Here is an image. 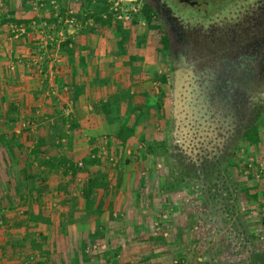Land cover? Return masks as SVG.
I'll list each match as a JSON object with an SVG mask.
<instances>
[{
    "label": "crops",
    "instance_id": "1",
    "mask_svg": "<svg viewBox=\"0 0 264 264\" xmlns=\"http://www.w3.org/2000/svg\"><path fill=\"white\" fill-rule=\"evenodd\" d=\"M35 1L0 0V264H173L151 235L157 185L121 162L159 131L152 51L141 33L69 27L74 5L64 18Z\"/></svg>",
    "mask_w": 264,
    "mask_h": 264
},
{
    "label": "rangeland",
    "instance_id": "2",
    "mask_svg": "<svg viewBox=\"0 0 264 264\" xmlns=\"http://www.w3.org/2000/svg\"><path fill=\"white\" fill-rule=\"evenodd\" d=\"M38 1H43L46 9L58 8L64 18L67 17L66 9L74 5L78 14L73 18L77 27L84 31L97 30L101 35H110L111 39H129L132 34L141 33L139 38L145 40L143 49L149 48L157 61L159 67L154 79L160 86L154 108L159 131L146 145L143 153L147 154L121 161L138 173L139 176L133 179L135 185H157L154 195L163 199L159 215L154 216L152 237L170 245L174 261L264 264V116L257 126L259 142L242 143L217 173L184 171L174 159L170 136L168 61L153 43L152 29L139 3L136 0ZM99 10L103 20L110 19L109 24L103 25L96 18H90L92 15L97 17ZM140 121L143 123L142 119ZM142 172L147 174L143 176ZM105 174L100 171L97 175L104 183Z\"/></svg>",
    "mask_w": 264,
    "mask_h": 264
},
{
    "label": "flooded vegetation",
    "instance_id": "3",
    "mask_svg": "<svg viewBox=\"0 0 264 264\" xmlns=\"http://www.w3.org/2000/svg\"><path fill=\"white\" fill-rule=\"evenodd\" d=\"M167 59L184 171L217 173L264 116V0H136Z\"/></svg>",
    "mask_w": 264,
    "mask_h": 264
},
{
    "label": "trees",
    "instance_id": "4",
    "mask_svg": "<svg viewBox=\"0 0 264 264\" xmlns=\"http://www.w3.org/2000/svg\"><path fill=\"white\" fill-rule=\"evenodd\" d=\"M46 1H51V0H46ZM101 13L102 12L99 10L98 13H97L98 14L97 17H95V15H92L90 18H96V21L98 23H102L103 25L109 24L110 19L108 21L103 20L100 17V16H102ZM105 13H107V10L105 11ZM109 18H111V16H109ZM130 133H132V132H130ZM248 142L249 143H258L259 142V134H258V131L257 130H255L254 132H252L249 135ZM42 144L45 145L46 142L45 141H42ZM71 163L68 160L61 159V164H63L64 166L70 164V169L73 170V174H76L78 172V170L77 169H74V163H72V164ZM103 184L104 183L99 178L91 179L89 181V183L87 184L88 186L86 187V191H88L87 194H89L90 192L93 193L96 189L100 188L101 186L103 187L104 186ZM39 220L42 221V222L43 221L45 222V220L41 216L40 217H37V219H36V221H39Z\"/></svg>",
    "mask_w": 264,
    "mask_h": 264
},
{
    "label": "built area",
    "instance_id": "5",
    "mask_svg": "<svg viewBox=\"0 0 264 264\" xmlns=\"http://www.w3.org/2000/svg\"><path fill=\"white\" fill-rule=\"evenodd\" d=\"M34 5H35V8H40V9L45 7L43 4V1H38V0L35 1ZM66 23L69 25V27H73V28L77 27L75 19L73 17L71 19L67 20ZM33 262H35V258L31 257L29 259V263H33ZM174 264H187V263L184 260H178V261H174Z\"/></svg>",
    "mask_w": 264,
    "mask_h": 264
}]
</instances>
